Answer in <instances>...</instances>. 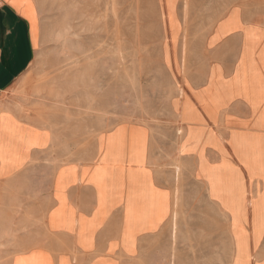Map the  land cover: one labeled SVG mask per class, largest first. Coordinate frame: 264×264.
<instances>
[{
  "label": "crops",
  "instance_id": "1",
  "mask_svg": "<svg viewBox=\"0 0 264 264\" xmlns=\"http://www.w3.org/2000/svg\"><path fill=\"white\" fill-rule=\"evenodd\" d=\"M238 12V28L215 40V26L209 32L205 80L179 101L178 153L227 217L229 264H264V21ZM35 38L21 0H0V264H150L147 249L175 197L154 166L149 130L119 124L106 132L122 134L105 141L109 155L54 168L52 130L23 117L15 98ZM135 127L145 135L140 163L132 160ZM30 137L35 143L24 145ZM152 195L163 203L158 216Z\"/></svg>",
  "mask_w": 264,
  "mask_h": 264
},
{
  "label": "rangeland",
  "instance_id": "2",
  "mask_svg": "<svg viewBox=\"0 0 264 264\" xmlns=\"http://www.w3.org/2000/svg\"><path fill=\"white\" fill-rule=\"evenodd\" d=\"M31 1L21 0V7L36 50L15 98L23 117L52 130L54 168L109 155L105 141L111 146L122 134L106 132L119 124L145 126L154 166L175 197L161 237L147 249L150 264H229L227 217L209 203L190 162L179 156L184 129L177 108L187 89L205 80L213 27L212 40L238 28V9L264 21V0ZM224 49L238 56V48ZM144 138L132 128L134 162L142 161ZM157 198L150 197V214L155 207L158 216L163 203Z\"/></svg>",
  "mask_w": 264,
  "mask_h": 264
}]
</instances>
